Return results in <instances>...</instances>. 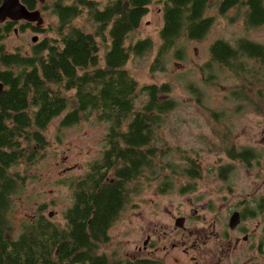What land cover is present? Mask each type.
Instances as JSON below:
<instances>
[{
  "label": "trees",
  "instance_id": "obj_1",
  "mask_svg": "<svg viewBox=\"0 0 264 264\" xmlns=\"http://www.w3.org/2000/svg\"><path fill=\"white\" fill-rule=\"evenodd\" d=\"M153 1L46 0L39 4L35 0H22L29 11L38 7L50 11L57 20V39L44 38L33 44L29 55H23L19 49L12 53L5 51L1 42L15 26L9 21L0 25V83L4 89L0 94V264H108L95 254V245L107 239L110 226L129 199V186L134 181L150 168L154 170L149 179L154 180L164 171L192 180L199 176L193 161L183 168L171 163L174 159L168 154H187L185 151L158 146L156 135L161 117L176 107L174 100L161 99L170 93V85L142 87L146 102L135 110L137 84L125 65L131 55L149 52L152 42L142 39L127 45L126 39L138 29ZM159 1L162 26L153 70L160 69L171 49L180 57L176 43L183 37L200 40L213 25V18L205 16L210 0ZM217 8L220 15L231 9L242 10L249 27L264 25V0H218ZM84 12L93 26L92 33L87 25L73 26ZM23 25V29L35 35L48 31L44 25ZM98 37L108 42L102 63ZM209 54L210 62L206 65L209 70L212 64L218 65L249 86L264 79L258 78L256 72L246 79L248 70L243 68L244 62L250 61L264 68V45L246 39L233 46L215 41ZM71 91L74 94L66 96ZM258 93L264 98V92ZM236 94L244 101L242 91ZM70 100H74V105H70ZM63 112L66 113L60 127L74 125L92 114L108 122L107 148L97 165L99 168L77 182L74 204L63 216L65 229L36 217L12 237L8 212L12 196L19 188V176L10 175L9 170L20 164H34L39 155L28 151L31 147L45 148L43 132ZM225 154L241 163L256 159L251 148L231 147ZM164 184L166 187L162 189H172V180ZM190 189L194 188L187 190Z\"/></svg>",
  "mask_w": 264,
  "mask_h": 264
},
{
  "label": "rangeland",
  "instance_id": "obj_2",
  "mask_svg": "<svg viewBox=\"0 0 264 264\" xmlns=\"http://www.w3.org/2000/svg\"><path fill=\"white\" fill-rule=\"evenodd\" d=\"M217 1L210 0L205 11V16L213 18L209 32L200 40L183 37L176 43V48L181 51L180 57L175 56L174 49L169 50L160 69H151L160 46L162 5L159 0L149 5L138 29L127 36V45L142 39L152 42L149 52L141 56L131 55L125 65L137 84L135 110H140L146 102L142 87L170 85V93L161 99L174 100L176 107L161 117L162 124L156 135L158 146L185 151L187 154H168L174 159L171 163L183 168L193 161L199 176L192 180L185 176H171L164 171L154 180L149 179V173L154 170L150 168L129 186V199L109 230V240L98 250V254L107 256L112 264L126 261L135 264L133 256L136 248L142 246L150 223H154L157 229L163 227L157 234L166 231L170 237L174 235L171 217L188 215L190 205L197 207L208 202L226 213L232 197L236 195L238 202L251 189V183L264 187V98L258 93V90L264 92V79L249 86L242 78L218 65L212 64L210 70L206 68L210 62L209 49L215 41L233 46L246 39L264 45V25L247 26L240 9H231L220 15ZM39 11L42 24L48 31L35 35L30 31L23 32L17 26L18 34L13 30L1 42L5 51L12 53L19 49L23 55H29L33 44L44 38L57 39L56 18L50 11ZM82 25H87L88 32H93L85 12L73 22L75 27ZM33 38H36L35 42H32ZM97 42L102 63L108 42H102L99 37ZM243 68L248 70L245 76L248 80L255 72L258 78L264 77V68L257 63L244 62ZM238 91L243 92L244 101L237 96ZM73 94L71 91L66 96ZM70 105H74V100H70ZM65 113L54 118L44 130L45 148L31 147L28 151L39 155L34 164H20L9 170L10 175L19 176V188L12 196L8 212L13 226L12 237L36 217L46 218L57 228L65 229L63 216L74 204L77 182L99 168L97 165L107 148L108 122L99 119L98 114H92L86 119L82 117L74 125L60 127ZM22 146L27 148L26 144ZM231 147L251 148L256 159L250 163L231 162L225 154ZM220 166L224 169L231 167L228 180L219 179ZM171 180V190L161 188ZM189 188L194 189L187 190ZM172 253L180 256L179 250Z\"/></svg>",
  "mask_w": 264,
  "mask_h": 264
},
{
  "label": "flooded vegetation",
  "instance_id": "obj_3",
  "mask_svg": "<svg viewBox=\"0 0 264 264\" xmlns=\"http://www.w3.org/2000/svg\"><path fill=\"white\" fill-rule=\"evenodd\" d=\"M12 23L14 34L19 32L17 26L23 32L29 31L22 27L25 22ZM226 170L219 167L217 174L221 181L229 179L232 171ZM250 186L238 202L236 195L232 197L226 213L205 202L197 207L190 205L188 215L171 217L174 235L170 237L166 231L157 234L163 227L157 229L150 223L142 246L136 248L133 256L135 264H264V187L255 182ZM236 213L237 221L231 224ZM108 240L109 231L107 239L95 245L94 252L112 264L107 256L98 254L100 246ZM174 250H179L180 256L174 255Z\"/></svg>",
  "mask_w": 264,
  "mask_h": 264
},
{
  "label": "water",
  "instance_id": "obj_4",
  "mask_svg": "<svg viewBox=\"0 0 264 264\" xmlns=\"http://www.w3.org/2000/svg\"><path fill=\"white\" fill-rule=\"evenodd\" d=\"M40 4H43L46 0H35ZM9 0H1L0 4V24L4 23L5 21H12L16 22H25L29 24H36L37 26L43 25V21L40 15L39 10L29 11L22 3V0H13V5L16 7L14 12H10L9 8ZM8 14H11V17H7ZM36 38L32 39V42H35ZM3 85L0 83V94L3 91ZM237 213L233 215L231 218V224L237 221ZM236 220V221H235Z\"/></svg>",
  "mask_w": 264,
  "mask_h": 264
},
{
  "label": "bare ground",
  "instance_id": "obj_5",
  "mask_svg": "<svg viewBox=\"0 0 264 264\" xmlns=\"http://www.w3.org/2000/svg\"><path fill=\"white\" fill-rule=\"evenodd\" d=\"M13 0H9V6H10V8H9V10H10V12H14L15 10H16V7L13 5V3H15V2H12ZM7 17H11V14H8V16Z\"/></svg>",
  "mask_w": 264,
  "mask_h": 264
}]
</instances>
